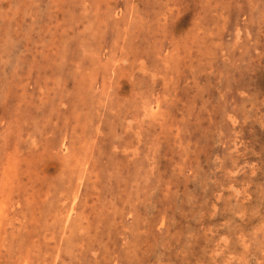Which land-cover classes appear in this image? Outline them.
Returning a JSON list of instances; mask_svg holds the SVG:
<instances>
[{
  "label": "rangeland",
  "instance_id": "1",
  "mask_svg": "<svg viewBox=\"0 0 264 264\" xmlns=\"http://www.w3.org/2000/svg\"><path fill=\"white\" fill-rule=\"evenodd\" d=\"M0 209V264H264V0H0Z\"/></svg>",
  "mask_w": 264,
  "mask_h": 264
},
{
  "label": "bare ground",
  "instance_id": "2",
  "mask_svg": "<svg viewBox=\"0 0 264 264\" xmlns=\"http://www.w3.org/2000/svg\"><path fill=\"white\" fill-rule=\"evenodd\" d=\"M12 43V42H11ZM141 109V108H140ZM74 202V201H73ZM0 210H2V209H0ZM1 212V211H0Z\"/></svg>",
  "mask_w": 264,
  "mask_h": 264
}]
</instances>
